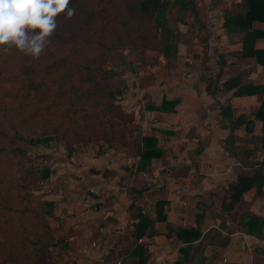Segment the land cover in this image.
I'll list each match as a JSON object with an SVG mask.
<instances>
[{
	"label": "crops",
	"instance_id": "crops-1",
	"mask_svg": "<svg viewBox=\"0 0 264 264\" xmlns=\"http://www.w3.org/2000/svg\"><path fill=\"white\" fill-rule=\"evenodd\" d=\"M165 1L177 54L148 50L152 64L125 95L138 123L135 146L78 149L48 166L58 264H174L186 245L177 229L197 226L193 247L210 236L194 264H264V122L255 117L264 96L234 95L223 85L264 84V66L236 54L245 31L224 25L243 0ZM252 27L264 31V21ZM255 48L264 49V38ZM239 116L248 123L233 127ZM144 137L160 150L146 165L139 162ZM259 168L261 191L252 186L224 210L228 186ZM241 214L261 221L247 232Z\"/></svg>",
	"mask_w": 264,
	"mask_h": 264
},
{
	"label": "rangeland",
	"instance_id": "rangeland-1",
	"mask_svg": "<svg viewBox=\"0 0 264 264\" xmlns=\"http://www.w3.org/2000/svg\"><path fill=\"white\" fill-rule=\"evenodd\" d=\"M124 4L125 0H71L70 6L76 9V14L71 19H66L64 14L57 17V29L39 58L26 56L15 48L6 51L0 46V147L8 146L6 143L10 140L3 132L10 134L13 126L34 138L48 136V142L35 144L30 149L32 155H43L42 160L34 163L38 174L44 167L49 168L54 155L56 159L60 156L69 159L78 149L101 152L121 146L131 150L135 146L132 141L137 136L134 130L138 123L134 122L137 120L134 112L131 111L134 116L131 121L119 119L114 109L109 113L105 110L108 102L103 97L108 88L117 90L119 94L113 99L114 104L129 111L125 95L132 90L136 79L144 75L145 67L152 64L144 58L152 54L148 50H156L154 46L145 49L134 35L138 29L147 28L152 32L154 17L128 16L124 13ZM103 43L108 49L102 48ZM157 57L158 53L152 58L156 61ZM83 61L96 63L95 66L102 64L103 71L95 76L99 84L85 82L86 75L81 69ZM26 67L36 69L48 87L41 101L33 104L25 99L27 93H33L26 80ZM89 88L95 92L92 98L97 104L88 101L86 112H73V104L81 103L80 96ZM0 168L7 175L14 169L6 152L0 154ZM24 183L29 188V203L39 217L48 209L45 202L52 199L49 185L52 183L46 178H38L32 184ZM49 216L52 227L53 216ZM28 218L35 220L30 213ZM8 236L0 233V251ZM54 249L48 254L47 264H58ZM19 261L25 264L23 259Z\"/></svg>",
	"mask_w": 264,
	"mask_h": 264
},
{
	"label": "trees",
	"instance_id": "trees-1",
	"mask_svg": "<svg viewBox=\"0 0 264 264\" xmlns=\"http://www.w3.org/2000/svg\"><path fill=\"white\" fill-rule=\"evenodd\" d=\"M179 4L184 7L183 3ZM167 7H169V3L165 0H125L123 10L126 15L131 17L144 15L154 17L152 20L154 22L152 23L154 33H152L153 30L149 32L147 28L138 29L134 36L144 44L145 49L154 46L156 50L162 52L165 56L175 57L177 54V35L174 29L166 23L165 10ZM255 20L264 21V0H243L236 13L225 17L224 25L231 31H245L242 51L236 54L244 58L255 57L257 63L264 66V49L255 48V41L258 38H264V31L252 27ZM102 48L108 49V45L103 43ZM84 62H82L81 69L84 72L82 74L86 75L85 82L99 84L100 82L95 79V76L103 71L102 64L95 66L96 63ZM35 70L31 67L24 69L29 89L33 91V93H27L25 98L28 104L41 101L48 92L44 78L38 76ZM223 85L227 89L236 88L234 95L261 93L264 96V84L241 85L235 78L224 81ZM116 91L110 88L104 91L106 95L103 98L108 102L105 110L109 113L110 109H114V115L117 118L133 120L134 116L131 111L114 104L113 99L116 94H119ZM94 93L91 88H89V91L85 89V92L80 96L82 102L79 104L72 103L73 112H86L88 101H92V105H96L95 99L92 98ZM72 104L69 105V108ZM99 106L102 105L99 104ZM227 110L230 111V108L227 107ZM255 117L264 122V98ZM242 122L248 123L243 116L231 120L233 127L240 125ZM112 125L113 123H111ZM11 130L10 134L3 132L10 140L9 144L6 143L8 146L5 147L4 144L0 147V154L6 152L7 157L12 160L14 166L11 175L5 174L0 168V233L3 236L9 235L3 242L4 249L0 251V264H24L19 259H23L25 264H47L48 254L55 246L54 229L48 222V217L52 214L53 202L46 201L45 204L48 209L43 210L38 217L28 200L29 188L27 189L23 184L28 181L29 184H32L38 178L45 179L49 177L51 172L49 168L44 167L38 174V170L34 166L36 160H42L43 155H32L30 153L31 146L48 142L49 138L48 136L34 138L32 135L20 132L19 128L14 126ZM139 154L141 156L139 162L142 165L148 164L151 157L159 155L160 150L156 147L155 139L144 137L143 147L141 150L139 149ZM252 186L257 187V192L261 191L263 186L262 169H255L252 175H239L237 181L228 186L223 196V209L231 210L242 193ZM227 199L229 201H226ZM28 213L35 220H30ZM239 221L243 227H247V232H250L252 228L260 223L261 218L256 215L241 214ZM141 222L147 224L145 218ZM18 231H21V233H18ZM176 235L186 245L180 248L181 259L174 264H194L204 260L201 252L206 245V239L210 235H207L194 247L192 243L200 237L198 226L189 230L177 229Z\"/></svg>",
	"mask_w": 264,
	"mask_h": 264
},
{
	"label": "clouds",
	"instance_id": "clouds-1",
	"mask_svg": "<svg viewBox=\"0 0 264 264\" xmlns=\"http://www.w3.org/2000/svg\"><path fill=\"white\" fill-rule=\"evenodd\" d=\"M71 0H0V46L39 58L61 14L71 19Z\"/></svg>",
	"mask_w": 264,
	"mask_h": 264
}]
</instances>
